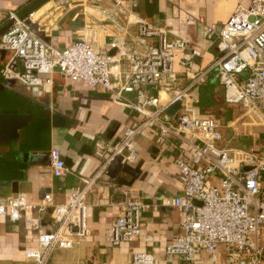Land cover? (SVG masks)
Listing matches in <instances>:
<instances>
[{
  "label": "built area",
  "instance_id": "built-area-1",
  "mask_svg": "<svg viewBox=\"0 0 264 264\" xmlns=\"http://www.w3.org/2000/svg\"><path fill=\"white\" fill-rule=\"evenodd\" d=\"M82 1L88 5L107 0ZM109 1L112 4L99 11L100 16L128 14L122 0ZM37 12L19 16L8 11L12 23L0 36V47L11 55L0 68L1 76L27 86H47L57 70L64 78L80 79L140 113L142 120L124 128L113 143L97 141L95 154L104 159L102 167L117 156L132 161L137 156L134 138L146 127H157V141L174 152L181 185L180 192L164 202L179 213V231L166 251L190 261L204 250L213 261L222 246L223 264H264V152L219 146L224 123L219 117L202 114L194 94L212 73L223 87L224 102L241 106L242 118L264 128V0L237 7L219 28L206 26V36L216 44L219 55L207 67L194 70L193 59L200 53L191 50L179 59L183 76L174 68V54L186 50L188 41L170 38L162 28L137 20L139 46H117L110 54L84 38L57 46L45 39L39 28L44 12L34 17ZM184 76L188 79L185 84ZM124 93H134L135 98H125ZM174 105L176 109L168 114ZM47 158L53 176L66 175L69 169L59 149H50ZM95 176L81 177V184L63 203L54 204L51 193L43 195L37 207L52 208L54 226L39 230L36 244L25 250L28 264H47L54 248H71L86 237V197ZM26 206L21 196L1 200L0 215L19 220ZM148 207L126 193L121 213L106 231V241L116 246L138 237L141 215ZM26 223L37 225L38 219L26 217ZM131 264L158 263L151 253L137 252Z\"/></svg>",
  "mask_w": 264,
  "mask_h": 264
},
{
  "label": "crops",
  "instance_id": "crops-1",
  "mask_svg": "<svg viewBox=\"0 0 264 264\" xmlns=\"http://www.w3.org/2000/svg\"><path fill=\"white\" fill-rule=\"evenodd\" d=\"M37 0H0V36L11 25L8 11L18 15ZM128 14L100 16L99 11L112 4L107 0L99 4H86L82 0H46L33 10L46 8L39 18V28L59 47L84 38L95 47L110 53L117 46L135 48L137 20L162 28L170 38L188 41L186 50L174 54V68L184 75L179 59L196 49L194 70L210 65L219 55L216 44L207 38L206 26L219 28L239 6H248L252 0H122ZM31 10V11H33ZM30 12V11H29ZM28 12V13H29ZM25 13L24 15H26ZM22 15V16H24ZM56 32L55 36L51 33ZM154 38L151 41L154 42ZM11 51L0 47V68L7 62ZM209 77L194 89L209 96L202 114L222 119L223 139L219 146L245 148L264 152V128L235 115L239 105H227L223 87ZM47 86H27L17 83L9 87L0 74V185L12 181H25L30 192L20 194L26 203L19 220L0 215V264H28L24 252L36 244L39 230L49 231L54 222L46 209L37 205L45 193H51L54 204L63 203L81 177L96 173L95 184L88 192L85 212L86 237L71 248L56 247L47 264H131L134 253H151L158 264H223L224 251L219 246L214 260L201 250L193 260L180 254L168 253L167 245L178 233L179 213L164 202L178 194L181 185L173 164L174 152L157 141L156 126L146 127L134 138L137 156L126 161L138 169L133 175L122 170L120 156L102 167L103 158L95 154L96 142L113 143L124 128L142 120L140 113L110 99L109 94L91 87L80 79L68 80L57 70L50 75ZM184 76L182 83H187ZM218 81V82H217ZM133 100L134 93H124ZM225 111L218 112L219 104ZM176 106L168 109L172 113ZM59 149L68 167L65 176L55 180L51 173L47 153ZM126 193L147 203L142 212L140 235L119 245H110L105 238L107 229L121 213V202ZM37 213L38 224L31 227L26 217ZM36 220V219H35Z\"/></svg>",
  "mask_w": 264,
  "mask_h": 264
},
{
  "label": "water",
  "instance_id": "water-1",
  "mask_svg": "<svg viewBox=\"0 0 264 264\" xmlns=\"http://www.w3.org/2000/svg\"><path fill=\"white\" fill-rule=\"evenodd\" d=\"M45 1L46 0H37L33 5L27 7L26 9H24L19 16H22L25 13H28L29 11L35 9L36 7H38L39 5L44 3ZM10 23H12V21H10ZM51 35L55 36L56 32H52ZM45 39L49 40V37H45ZM114 52H115V48H113V50L110 51V54H113ZM5 83L9 87H12L15 84H17V81L14 80V79H7V80H5ZM167 113H168V110H167ZM117 162H120V166L122 167V170L130 173L131 175H133L135 172H138L137 168L132 167L126 161L122 160V157L117 159L115 163H117ZM54 179L58 180V177H54ZM25 183H26L25 181H12L10 183V185H0V201L1 200H6V199H11V198H17L22 193L26 194V193L30 192V188L26 187V185L28 186L29 184H25ZM46 208H47V211L49 213L52 212V208L51 207H46ZM34 217L35 218L38 217L36 212H34Z\"/></svg>",
  "mask_w": 264,
  "mask_h": 264
},
{
  "label": "trees",
  "instance_id": "trees-1",
  "mask_svg": "<svg viewBox=\"0 0 264 264\" xmlns=\"http://www.w3.org/2000/svg\"><path fill=\"white\" fill-rule=\"evenodd\" d=\"M209 103V96H207L203 91L200 92L199 95V99L197 102L198 107L203 111L204 110V106L207 105ZM225 119H228L230 117V111L229 110H225Z\"/></svg>",
  "mask_w": 264,
  "mask_h": 264
},
{
  "label": "rangeland",
  "instance_id": "rangeland-1",
  "mask_svg": "<svg viewBox=\"0 0 264 264\" xmlns=\"http://www.w3.org/2000/svg\"><path fill=\"white\" fill-rule=\"evenodd\" d=\"M45 9L46 8H43L42 10H40L39 12H37L35 15H34V17H36V16H38V14L39 13H41V12H44L45 11ZM218 82V81H217ZM219 83V82H218ZM220 84V83H219ZM221 85V84H220ZM223 90V89H222ZM200 111H202L201 109H200ZM210 111H212V112H210V113H213V111H217V113L218 112H224L225 111V105L224 104H222V103H220L219 104V106H218V108L217 109H211ZM242 113V110L241 109H239L238 107H236V109H235V115H237V114H241ZM217 117V116H216ZM222 120V119H221Z\"/></svg>",
  "mask_w": 264,
  "mask_h": 264
}]
</instances>
